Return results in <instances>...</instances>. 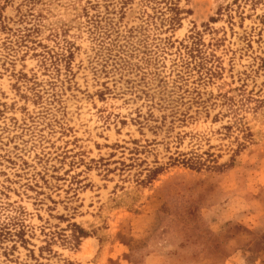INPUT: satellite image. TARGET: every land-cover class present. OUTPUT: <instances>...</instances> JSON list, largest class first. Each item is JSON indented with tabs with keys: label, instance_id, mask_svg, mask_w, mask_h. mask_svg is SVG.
<instances>
[{
	"label": "rangeland",
	"instance_id": "1",
	"mask_svg": "<svg viewBox=\"0 0 264 264\" xmlns=\"http://www.w3.org/2000/svg\"><path fill=\"white\" fill-rule=\"evenodd\" d=\"M0 264H264V0H0Z\"/></svg>",
	"mask_w": 264,
	"mask_h": 264
},
{
	"label": "trees",
	"instance_id": "2",
	"mask_svg": "<svg viewBox=\"0 0 264 264\" xmlns=\"http://www.w3.org/2000/svg\"><path fill=\"white\" fill-rule=\"evenodd\" d=\"M189 166H191V167H195V165H193V164H192V165H189ZM154 173H155V171H154Z\"/></svg>",
	"mask_w": 264,
	"mask_h": 264
}]
</instances>
